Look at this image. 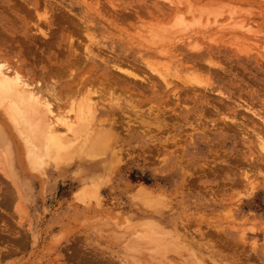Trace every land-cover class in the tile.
I'll return each mask as SVG.
<instances>
[{
    "label": "rangeland",
    "instance_id": "1",
    "mask_svg": "<svg viewBox=\"0 0 264 264\" xmlns=\"http://www.w3.org/2000/svg\"><path fill=\"white\" fill-rule=\"evenodd\" d=\"M263 47L264 0H0V59L113 137L43 176L0 107V264H264Z\"/></svg>",
    "mask_w": 264,
    "mask_h": 264
},
{
    "label": "bare ground",
    "instance_id": "2",
    "mask_svg": "<svg viewBox=\"0 0 264 264\" xmlns=\"http://www.w3.org/2000/svg\"><path fill=\"white\" fill-rule=\"evenodd\" d=\"M234 19L235 16L232 15V19L229 20L234 21ZM185 24L186 22L183 23L180 20L178 21L176 26L178 27L180 26V28L179 29L177 28V30L179 31V33L181 32V35L183 34V36L188 37V34L193 33L194 30L191 31L189 29L190 23H187L188 24V25L186 24L187 26H185ZM206 24L208 25V22ZM206 24L202 26L205 27ZM208 26L209 28L212 27V26L210 27V25ZM230 26L232 27V24ZM238 27H240L241 30H243L244 32L246 29L245 34H250L251 39L259 38V31L256 30L258 32H254L255 30L253 29V27H251L250 24H247V27L244 26L246 27L245 29L241 27V24ZM193 28L194 27H192V29ZM206 28L207 27H205L204 29ZM180 29H182V31H180ZM177 30L176 33L178 32ZM195 31H197V29H195ZM174 32L172 33L174 34ZM44 35L46 36V34ZM156 36L158 39H160L158 35ZM162 39H164V37L161 38L160 40ZM156 41L153 42V44H155ZM160 42L161 41H159L158 43ZM255 43L257 44V42ZM5 61L0 59V107L5 109L4 113H8V114L10 112L12 113V115L11 114L10 115L15 121L14 123L18 129L17 131L20 132V134L24 137L23 138L24 140L26 139V143L28 147V156H29L28 159L30 162V166L33 170L45 176L46 168L49 165H53L57 168L61 164L70 161L72 159L70 155H72L73 153L82 154L84 157L88 159L89 158L95 159L98 156L105 154L107 147H110L108 144L109 142L108 139L113 137H109L108 136L109 133L107 134V131H105V129H102V127L96 130H92L94 121L97 116V111H95L96 110L95 108H93L94 110L92 109L91 103L90 105L89 104L85 105L83 103L81 106L80 105L76 106L77 104L74 105L72 103L69 106L70 109L68 108L69 110L67 111L65 110L66 112L62 109L60 110L58 106V103L60 101L59 96L57 97V94L53 87H51V90L50 89L44 90L45 88L43 89L42 87L43 85H41L42 84L41 81L40 83L39 82L33 83L26 77V75L25 76L21 75L22 73L20 74L16 69H14L15 67L13 68L12 64H9L10 62L7 63ZM151 62L148 61L146 62V64L166 84L170 82L171 78L179 77L177 69L171 67L169 64H166L161 60H156L153 61L152 63ZM130 76H134V75L131 74ZM44 85H46L45 82ZM72 90H74V88ZM1 114L2 113H0V115ZM13 114H15V118ZM69 114H73V115L70 116ZM12 118L10 119L11 121ZM3 137L0 136V142L4 150L3 152L6 153V159H7L10 155L9 144ZM260 140H261L260 149L264 152V137H262V139L260 138ZM165 240L166 243H169L171 245L172 244L176 245V242L178 245V241L183 242L180 239L176 241L175 239L169 240L165 238Z\"/></svg>",
    "mask_w": 264,
    "mask_h": 264
}]
</instances>
